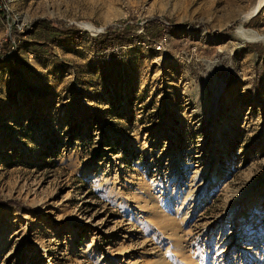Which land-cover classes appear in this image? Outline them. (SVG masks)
Wrapping results in <instances>:
<instances>
[{"label":"rangeland","instance_id":"1","mask_svg":"<svg viewBox=\"0 0 264 264\" xmlns=\"http://www.w3.org/2000/svg\"><path fill=\"white\" fill-rule=\"evenodd\" d=\"M256 1L0 0V42L7 16L165 27L0 61V264H264V55L247 46L264 42L236 33L264 34V4L245 25Z\"/></svg>","mask_w":264,"mask_h":264},{"label":"trees","instance_id":"2","mask_svg":"<svg viewBox=\"0 0 264 264\" xmlns=\"http://www.w3.org/2000/svg\"><path fill=\"white\" fill-rule=\"evenodd\" d=\"M257 18V15H255ZM254 17L250 18L245 25L252 24ZM10 32L6 39L0 42V61L5 56L15 58L18 48L22 51L34 55H49L52 53L53 46L59 39L71 41H89L93 46L101 50H108L115 46L132 45L138 42H157L164 35L165 27L159 24L158 18L149 17L147 23L141 26V31L135 33L138 22L134 18L119 20L117 23L106 25L101 32L91 35L87 30L81 29L73 23H68L62 19H52L41 17L31 20L23 26L21 31L16 30L11 17L6 18ZM169 27L173 24L165 20ZM225 30L232 31L229 26ZM248 48L257 54L264 55V46L259 43H249Z\"/></svg>","mask_w":264,"mask_h":264},{"label":"bare ground","instance_id":"3","mask_svg":"<svg viewBox=\"0 0 264 264\" xmlns=\"http://www.w3.org/2000/svg\"><path fill=\"white\" fill-rule=\"evenodd\" d=\"M263 4L264 0H257L253 7L246 13V15H248V17L253 15V13L257 12V10H260V8L263 7ZM85 25L90 26V24L87 23H85ZM236 33L238 37L245 40H255L264 42V34H259L258 32L253 30H247L243 26H238Z\"/></svg>","mask_w":264,"mask_h":264},{"label":"water","instance_id":"4","mask_svg":"<svg viewBox=\"0 0 264 264\" xmlns=\"http://www.w3.org/2000/svg\"><path fill=\"white\" fill-rule=\"evenodd\" d=\"M258 11H259V10H257V12H258ZM257 12L253 13V15H255ZM253 15L249 16V18L252 17Z\"/></svg>","mask_w":264,"mask_h":264},{"label":"built area","instance_id":"5","mask_svg":"<svg viewBox=\"0 0 264 264\" xmlns=\"http://www.w3.org/2000/svg\"><path fill=\"white\" fill-rule=\"evenodd\" d=\"M155 47H158V46H155Z\"/></svg>","mask_w":264,"mask_h":264}]
</instances>
